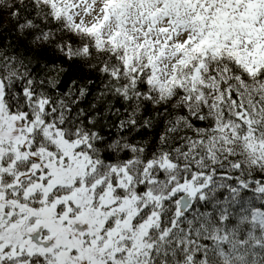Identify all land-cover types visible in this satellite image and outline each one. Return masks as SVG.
<instances>
[{
  "label": "snow or ice",
  "instance_id": "obj_1",
  "mask_svg": "<svg viewBox=\"0 0 264 264\" xmlns=\"http://www.w3.org/2000/svg\"><path fill=\"white\" fill-rule=\"evenodd\" d=\"M0 264H264V0H0Z\"/></svg>",
  "mask_w": 264,
  "mask_h": 264
},
{
  "label": "trees",
  "instance_id": "obj_2",
  "mask_svg": "<svg viewBox=\"0 0 264 264\" xmlns=\"http://www.w3.org/2000/svg\"><path fill=\"white\" fill-rule=\"evenodd\" d=\"M10 29L11 24L7 19H5L3 27L0 28V41H3V43L5 44H7L9 41L16 39Z\"/></svg>",
  "mask_w": 264,
  "mask_h": 264
}]
</instances>
